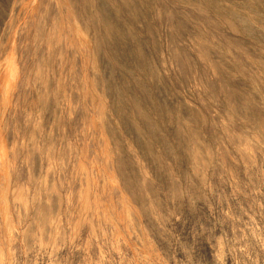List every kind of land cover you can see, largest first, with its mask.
Wrapping results in <instances>:
<instances>
[{
    "label": "rangeland",
    "instance_id": "1",
    "mask_svg": "<svg viewBox=\"0 0 264 264\" xmlns=\"http://www.w3.org/2000/svg\"><path fill=\"white\" fill-rule=\"evenodd\" d=\"M88 2L0 0V264H179L190 231L209 253L224 237L251 251L264 237V42L215 41L195 66L183 49L199 56L198 40L165 42L152 83L183 144L166 152L151 118L125 124L101 86Z\"/></svg>",
    "mask_w": 264,
    "mask_h": 264
},
{
    "label": "clouds",
    "instance_id": "2",
    "mask_svg": "<svg viewBox=\"0 0 264 264\" xmlns=\"http://www.w3.org/2000/svg\"><path fill=\"white\" fill-rule=\"evenodd\" d=\"M84 8L82 22L94 35L101 86L106 88L113 107L126 114L125 124L130 126L143 114L151 118L153 139L158 150L166 152L180 153L183 144L170 124L168 106L160 101L152 83L158 71L153 59L165 42L175 40L187 45L190 39L198 40L202 49L199 56L187 47L183 49L193 66L215 41L230 43L240 52L252 50L256 40L264 42V0H89ZM131 131L134 135L135 129ZM261 179L264 182V175ZM260 211L264 213V206ZM222 242L224 252L217 247L209 253L197 234L190 231L183 239L177 236L179 264H220L221 255L232 254L235 260L237 252L247 257V264H264V237H256L251 251L248 243L239 246L227 237Z\"/></svg>",
    "mask_w": 264,
    "mask_h": 264
},
{
    "label": "bare ground",
    "instance_id": "3",
    "mask_svg": "<svg viewBox=\"0 0 264 264\" xmlns=\"http://www.w3.org/2000/svg\"><path fill=\"white\" fill-rule=\"evenodd\" d=\"M8 71H10V70H8ZM10 75V74H9Z\"/></svg>",
    "mask_w": 264,
    "mask_h": 264
}]
</instances>
